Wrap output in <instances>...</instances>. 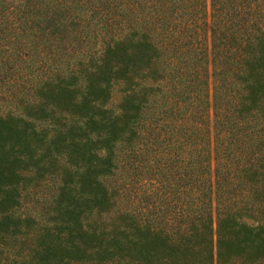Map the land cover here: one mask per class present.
<instances>
[{"label":"trees","instance_id":"16d2710c","mask_svg":"<svg viewBox=\"0 0 264 264\" xmlns=\"http://www.w3.org/2000/svg\"><path fill=\"white\" fill-rule=\"evenodd\" d=\"M0 264H264V0H0Z\"/></svg>","mask_w":264,"mask_h":264}]
</instances>
